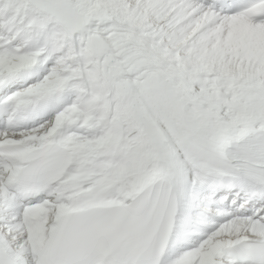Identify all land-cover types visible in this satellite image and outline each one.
Returning <instances> with one entry per match:
<instances>
[{"label": "snow or ice", "instance_id": "snow-or-ice-1", "mask_svg": "<svg viewBox=\"0 0 264 264\" xmlns=\"http://www.w3.org/2000/svg\"><path fill=\"white\" fill-rule=\"evenodd\" d=\"M0 264H264V0H0Z\"/></svg>", "mask_w": 264, "mask_h": 264}]
</instances>
